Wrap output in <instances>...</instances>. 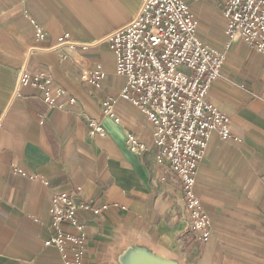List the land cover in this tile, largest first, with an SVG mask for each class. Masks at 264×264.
<instances>
[{"label": "crops", "instance_id": "obj_1", "mask_svg": "<svg viewBox=\"0 0 264 264\" xmlns=\"http://www.w3.org/2000/svg\"><path fill=\"white\" fill-rule=\"evenodd\" d=\"M183 1L200 40L226 54L205 99L228 116L232 138L211 135L194 184L208 241L184 233L178 178L156 163L152 126L118 97L126 80L103 41L134 19L142 0H0V264H62L57 250L43 247L48 209L54 195L75 188L91 206L106 207L95 219L84 214L85 264H117L130 243L179 264H264V57L243 42L226 48V0ZM31 21L45 34L40 42ZM65 35L75 45L59 47ZM25 63L66 93L58 99L64 108L42 125L39 92L15 93ZM97 64L105 74L98 89L82 80ZM107 101L118 123L104 116ZM89 120L103 136L90 133ZM128 136L144 150L131 153Z\"/></svg>", "mask_w": 264, "mask_h": 264}, {"label": "built area", "instance_id": "obj_2", "mask_svg": "<svg viewBox=\"0 0 264 264\" xmlns=\"http://www.w3.org/2000/svg\"><path fill=\"white\" fill-rule=\"evenodd\" d=\"M222 13L227 45L243 41L264 56V0H227ZM31 24L35 42L42 41L43 30L35 22ZM197 30V19L182 0H142L134 19L103 42L113 55L115 74L126 80L118 97L138 109L152 126L155 161L178 178L188 216L184 233L205 244L210 223L194 192L197 169L211 135L217 132L227 140L230 134L228 118L204 99L210 84L220 77L225 54L204 44ZM57 45L75 44L65 35ZM103 78L102 67L97 64L82 80L98 89ZM26 87L40 94L45 108L40 125L51 111L64 108L58 99L65 97V90L56 87L49 74L29 72L25 63L15 93ZM67 102L73 104L74 99L67 97ZM112 104H103V114L118 123L111 112ZM88 125L92 135H104L98 122L89 120ZM127 149L136 153L144 146L128 136ZM80 191L75 188L54 195L48 209L50 234L43 247L57 250L62 264H85L84 214L95 219L106 209L91 206L80 198Z\"/></svg>", "mask_w": 264, "mask_h": 264}, {"label": "water", "instance_id": "obj_3", "mask_svg": "<svg viewBox=\"0 0 264 264\" xmlns=\"http://www.w3.org/2000/svg\"><path fill=\"white\" fill-rule=\"evenodd\" d=\"M116 262L117 264H179L135 243L128 244L118 255Z\"/></svg>", "mask_w": 264, "mask_h": 264}, {"label": "rangeland", "instance_id": "obj_4", "mask_svg": "<svg viewBox=\"0 0 264 264\" xmlns=\"http://www.w3.org/2000/svg\"><path fill=\"white\" fill-rule=\"evenodd\" d=\"M183 1V0H182ZM227 1V0H226ZM184 2V1H183ZM185 3V2H184ZM186 4V3H185ZM225 4V3H224ZM187 5V4H186ZM224 6V5H223ZM189 8V7H188ZM222 9H223V7H222ZM190 10V9H189ZM223 14V13H222ZM224 17V16H223ZM225 20V19H224ZM226 23V22H225ZM225 28V27H224ZM224 31V30H223ZM224 35V34H223ZM225 37V36H224ZM226 39V38H225ZM237 42H243V41H237ZM237 42H231L229 45H227V40H226V44H225V46H227V47H229L230 45H232V44H234V43H237ZM243 43H245V42H243ZM205 44V43H204ZM245 44H247V45H249V46H251L250 44H248V43H245ZM207 45V44H206ZM212 47V46H211ZM226 47V48H227ZM252 47V46H251ZM213 48H215V47H213ZM253 48V47H252ZM217 49V48H216ZM254 49V48H253ZM217 50H219V49H217ZM255 50V49H254ZM219 51H222L224 54H225V51H223V50H219ZM256 52V51H255ZM257 53V52H256ZM259 54V53H258ZM259 55H261V54H259ZM261 56H263V55H261ZM264 57V56H263ZM225 61H226V54H225ZM224 64H225V62H224ZM224 64H223V66H224ZM223 66H222V68H221V74H220V77H219V79H221L222 78V69H223ZM114 73H115V71H114ZM116 75V74H115ZM104 77H105V74H104ZM120 77V76H119ZM219 79H217V80H215V81H213L211 84H210V86H209V89H210V87H211V85L214 83V82H216V81H218ZM126 82V81H125ZM209 89H208V91H209ZM208 91H207V93H208ZM207 93H206V95H207ZM206 95H205V98H206ZM204 98V99H205ZM205 101H206V99H205ZM206 103H208L207 101H206ZM43 104V103H42ZM209 104V103H208ZM211 105V104H210ZM212 106V105H211ZM214 107V106H213ZM215 108V107H214ZM216 109V108H215ZM217 110V109H216ZM218 111V110H217ZM219 113H221V114H223L222 112H220V111H218ZM225 117H227L228 118V116H226L225 114H223ZM228 120H229V134H230V119L228 118ZM219 135V134H218ZM232 138V136H231V134H230V137L227 139V140H229V139H231ZM222 140V139H221ZM227 140H223V141H227ZM208 147V146H207ZM207 150V149H206ZM196 195V194H195ZM199 200V199H198ZM200 202V201H199ZM201 205V204H200ZM185 228V227H184ZM186 234H188V233H186ZM189 235V234H188ZM190 237H191V235H190ZM192 238V237H191ZM192 239H194V238H192Z\"/></svg>", "mask_w": 264, "mask_h": 264}]
</instances>
